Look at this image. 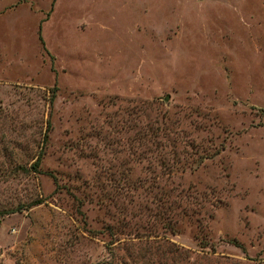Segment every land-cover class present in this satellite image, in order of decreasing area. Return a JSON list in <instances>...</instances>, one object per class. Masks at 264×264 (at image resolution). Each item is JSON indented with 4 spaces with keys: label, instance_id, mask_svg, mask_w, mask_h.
Returning a JSON list of instances; mask_svg holds the SVG:
<instances>
[{
    "label": "rangeland",
    "instance_id": "1",
    "mask_svg": "<svg viewBox=\"0 0 264 264\" xmlns=\"http://www.w3.org/2000/svg\"><path fill=\"white\" fill-rule=\"evenodd\" d=\"M106 262L264 264V0H0V264Z\"/></svg>",
    "mask_w": 264,
    "mask_h": 264
},
{
    "label": "trees",
    "instance_id": "2",
    "mask_svg": "<svg viewBox=\"0 0 264 264\" xmlns=\"http://www.w3.org/2000/svg\"><path fill=\"white\" fill-rule=\"evenodd\" d=\"M37 36H38V39H39V41H40V43L42 44V40H41V37L39 36V28H37ZM156 131V133L157 134H159V132H160V129H159V126L158 127H156V129H155ZM162 130V129H161ZM150 131H151V129H150ZM155 144H156V142H155ZM159 146H164V144L162 143V144H160ZM201 158H202V156H201ZM38 161H39V158H36V160H35V162L32 164V169L34 170V171H36V170H38L37 169V167H38ZM161 164L162 165H166L167 167H168V165H167V163L166 162H164V160H162V162H161ZM170 167V166H169ZM38 203H40V200L37 198L36 200H33L30 204H28L26 207H30L31 205H34V204H38ZM169 206H170V208H172V205H170V204H168ZM20 208H23V207H17L16 209H20ZM8 212H11V211H7V212H4V214H6V213H8ZM160 214H162V215H166L165 214V212H164V209L161 207V210H160ZM168 230H171V229H173V223L170 221V222H167L166 223V226H165ZM231 241H233V243H236L235 242V240H233V239H231ZM127 256L128 257H133V255L131 254V253H133V252H131V251H129V249H127ZM122 259V258H121ZM122 260H120V262H121ZM106 264H109V262H106Z\"/></svg>",
    "mask_w": 264,
    "mask_h": 264
}]
</instances>
